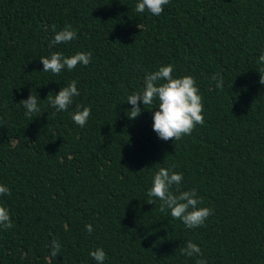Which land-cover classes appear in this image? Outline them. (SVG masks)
I'll return each instance as SVG.
<instances>
[{"label":"trees","instance_id":"16d2710c","mask_svg":"<svg viewBox=\"0 0 264 264\" xmlns=\"http://www.w3.org/2000/svg\"><path fill=\"white\" fill-rule=\"evenodd\" d=\"M138 2L0 0V185L11 192L0 206L12 221L0 226V264H96L97 248L104 264H264V0H170L160 16L136 12ZM66 25L77 38L51 45L53 26ZM55 52L91 60L41 71L39 58ZM169 64L174 78L195 79L204 124L163 141L157 102L129 119L127 97ZM72 80L79 95L57 111L49 98ZM30 94L40 112L26 116L19 102ZM83 107L81 128L71 116ZM161 167L213 210L204 226L146 203ZM188 241L203 255H182Z\"/></svg>","mask_w":264,"mask_h":264},{"label":"clouds","instance_id":"9594fccd","mask_svg":"<svg viewBox=\"0 0 264 264\" xmlns=\"http://www.w3.org/2000/svg\"><path fill=\"white\" fill-rule=\"evenodd\" d=\"M170 0H139L135 5L138 13L148 12L154 16H160L164 11V6ZM51 45L68 44L77 38V33L66 25L62 30L55 31ZM43 65L41 71L59 74L65 67L68 71L74 70L78 65L87 66L91 60V52H77L74 55L65 57L60 52L52 53L50 58L40 57ZM260 64H264V49L258 58ZM173 66L166 65L158 68L157 71L148 73L144 77V87L142 91L134 92L127 97V103L132 107L128 111L129 119H135L141 114L140 104L151 106L157 102V108L152 114V130L157 137L163 141L179 140L186 135H190L197 125L204 124V111L202 97L196 86V81L192 76L185 75L178 78L172 76ZM212 79L217 81L216 87L222 88L223 80L217 76ZM259 83L264 85V71L259 73ZM77 81L72 80L66 87L60 88L54 98H49V104L57 111H66L73 103V97L78 96ZM25 109V115L31 116L40 112L37 105V96L30 94L27 99L19 102ZM91 115L90 107H83L71 116L74 123L83 128ZM183 174L174 172L169 168L161 167L153 175L152 186L147 191L148 201L153 204L155 199L161 201L160 211L170 210L172 218L182 221L188 229L202 227L207 218L213 214V210L208 207H198L202 204V198L197 196L195 189L181 191L179 186L182 183ZM175 186V193L172 191ZM0 195H11L8 187L0 185ZM0 226L12 227L9 212L0 206ZM86 230L93 231L91 225H86ZM60 251V244L53 240L51 243V257H57ZM182 255L192 257L202 256L203 253L198 245L188 241L186 246L180 249ZM96 264H104L106 253L101 248L89 252ZM197 264H207L206 260L199 259Z\"/></svg>","mask_w":264,"mask_h":264}]
</instances>
